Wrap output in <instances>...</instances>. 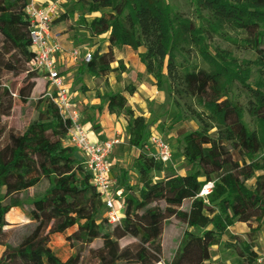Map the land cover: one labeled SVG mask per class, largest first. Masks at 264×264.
<instances>
[{"label": "trees", "instance_id": "1", "mask_svg": "<svg viewBox=\"0 0 264 264\" xmlns=\"http://www.w3.org/2000/svg\"><path fill=\"white\" fill-rule=\"evenodd\" d=\"M192 2L198 24L174 13L166 0L86 1L90 13L100 14L90 23V31L94 36L107 34L110 43L108 51L100 46L86 62L91 75L125 71L123 61L112 67L114 49L130 47L158 88L167 85L178 109L182 98L196 99L202 108H188L199 129L177 131L182 156L190 166L182 175L172 168L165 171L167 165L147 150L151 125L128 107L127 96L135 94L136 86L129 84L124 92L108 95V111L128 118V143L138 151L130 169L118 171L114 185L124 206L121 231L138 240L130 248L136 264H155L163 258L162 232L173 223L183 235L171 264H205L221 245L239 257V264H258L255 235L264 227V0ZM29 3L0 0V36L6 41L5 51H0V70L27 75L20 87L12 84L15 97L4 89L8 101L0 102V118L10 115L15 102L28 104L41 79L32 63ZM66 18L68 14H60L57 20ZM226 30L252 36L257 60L239 63L219 47L213 54L210 41L215 35L239 44ZM190 47L198 51L208 70L191 69L179 61ZM255 68L260 77L251 84ZM236 87L247 95L246 107L237 99ZM47 88L45 83L43 96L35 103L38 116L20 136L19 146L10 142L0 146V264H82L80 253L63 260L50 244L52 235H65L71 229H77L75 235L86 244L102 240L99 252L104 253L95 264H119L124 250L113 238L101 192L83 155L68 140L69 123L45 96ZM246 111L258 125L254 130L244 121ZM43 181L48 182L43 193L30 200L21 197ZM210 183L212 190L202 196ZM26 203L31 206L34 228L12 244L4 239L7 216ZM237 223L249 225L247 238L229 235L224 243Z\"/></svg>", "mask_w": 264, "mask_h": 264}, {"label": "rangeland", "instance_id": "2", "mask_svg": "<svg viewBox=\"0 0 264 264\" xmlns=\"http://www.w3.org/2000/svg\"><path fill=\"white\" fill-rule=\"evenodd\" d=\"M69 2H71V4H69ZM69 2H67L66 6H64L67 11L74 9L75 7L77 9L83 8L81 4L80 6L79 4H77L78 6H75V3L72 0H70ZM166 2L172 8L174 13H178L186 18H191L197 24L199 23V19L197 18V14L195 12V4L192 2V0H166ZM262 30L264 31V28ZM226 33H228V35L232 39H238L239 44L236 45L233 42H229V38H226V36L215 35V37L210 41L211 52L213 54L215 52V48L219 47L231 52L233 57L236 58L239 63H243V61L245 60H257L258 53L253 48L252 36L243 32L234 33L229 30H226ZM102 41L103 45L101 47L104 48L106 47V43L108 41L107 37L102 38ZM5 43L6 41L2 36H0V51H5L3 48V45ZM141 51H143V49H141ZM8 57L9 55H5L6 59H8ZM179 61L184 62L186 65H189V68L191 69H209L208 64L203 61L202 57L194 47H190L185 57L180 58ZM134 75V73L128 75V81L134 79ZM26 76V73H23L17 77L12 72L0 70V102L6 104L8 101L7 96H5L4 92L5 88H8L10 95H13V97H15V93H13L12 91V84L15 83L18 87H20ZM259 77V69L255 68L250 83L255 84L258 81ZM43 82V79H40V88L34 91V94L32 95V98L29 100L28 104L21 105L18 102H15L10 115L2 116L0 118V146H3L7 142H10V144L13 146H19L20 136L29 125V123L36 119L38 116L35 108V103H37V101L43 96V91L45 88V85L43 88L41 87L43 85ZM155 85L157 86L156 81ZM158 90L162 93V95L159 100H154L152 102L150 114L153 115L154 118L159 117L168 119L166 122L160 124L158 128L156 127L155 132L158 133V136L164 135V139L166 140L170 139L172 148L174 150V157L172 161L166 167H164V170L167 171L172 168L174 171L185 174L188 172L190 166H188L187 164L184 166L183 164L182 146L178 142L177 131L180 128H184L186 130L199 129L200 123L190 115L188 108L190 106L196 111H200L202 110V108L198 104L196 99L182 98L179 99L180 108L178 109L174 103V97L167 89V85L163 90L160 88H158ZM235 95L237 99L241 101L242 105L246 107L248 103L247 95L237 87L235 88ZM244 121L250 130H254L256 126H258L247 111L245 113ZM161 125H163V128H160ZM131 150L132 149L128 143V140H125L121 150V153H123V155L116 154L115 158L125 160L126 163H128V161H133L135 156L132 155ZM133 177L137 182V176L133 175ZM252 185L253 182L248 183L249 187H251ZM47 187L48 182L43 181L38 187L30 189L27 193L21 195V197L23 199L30 200L35 195L43 193ZM115 203L117 209L119 208L120 214H123V203L119 200H116ZM30 210L31 206L26 203L22 208L15 209L8 214L7 221L9 225L5 228L7 236L4 238L6 241L12 244H18L22 240L23 236L34 228V224H32L31 220L29 219ZM239 224L237 228L229 229L228 234L224 239V243L229 240V235H240L247 238V234L250 232L249 225L243 223ZM252 226L256 227L257 224L254 223ZM76 231L77 229H71L65 235H52L50 243L52 248L63 260L68 259L74 253H80L82 264L97 263L99 257L104 253L99 252L103 245L102 240L98 239L91 244H86L84 241H81L77 238V236L75 235ZM111 231L113 234V238L119 241L121 247L124 250L119 264H136L135 259H132L130 257L132 253L130 248L133 247L135 243H138V240L127 237L121 231L120 224L115 226L112 225ZM181 233L182 231L176 223L171 224L166 230L162 232V243H164V254L162 255V257L166 261H168L169 264L171 262L173 254L175 253L176 245L178 244L179 240H181ZM255 236V251L258 256L261 257L264 255V227ZM2 251L3 247L0 246V256L2 255ZM239 262L240 259L238 256L234 255L233 252L226 248L224 245H221L213 249L212 259L206 264H239Z\"/></svg>", "mask_w": 264, "mask_h": 264}, {"label": "crops", "instance_id": "3", "mask_svg": "<svg viewBox=\"0 0 264 264\" xmlns=\"http://www.w3.org/2000/svg\"><path fill=\"white\" fill-rule=\"evenodd\" d=\"M32 1L37 6H46L54 0H30V2ZM69 1L70 0L60 1L59 12L57 16H55L52 25V34L55 40L63 47V50L56 56V66L64 79L65 86L68 88L74 103L81 112L82 124L88 132L90 140L93 143L101 144L115 138L120 139V144L114 148L111 155L113 166L109 178L114 181L115 184L118 171L121 169H130L133 161H128V163H126L125 160L115 158L116 154L123 155V153H121L122 145L125 140H129L130 135L128 118L125 115L111 114L108 111V95L112 92H124L129 84L135 85L137 88L135 94L127 96L128 107L133 109L136 115L143 116L151 125V132L157 135L158 133L155 132V128H158V125L166 122L168 119L159 117L154 118L153 115L150 114V111L152 102L154 100H159L162 93L158 90L154 78L148 73L145 65L141 63L138 52L130 47L114 49L116 62L112 67L116 69L119 66V61H124L126 66L125 71L116 70L104 77L91 75L85 69V53L95 52L98 47L103 45L102 38L107 37L108 39V35L94 36L90 31V23L94 18L99 17L100 14L90 13L88 11L89 6L86 3L87 0H72L75 6H78L77 4L80 6L81 4L83 8L77 9L75 7L67 11L64 6H66ZM69 4H71V2H69ZM60 14H68V18L63 21H58L57 18ZM109 48L110 43L107 41L106 47H104L103 50L108 51ZM76 49L81 52V57L78 61L72 59V53ZM131 73H134L135 77L133 76L134 79L128 81L127 76ZM44 85L45 82H43L41 87L43 88ZM38 88H40L39 84L36 89L38 90ZM131 149L132 155L136 156L138 151L134 148ZM182 160L185 166L187 163L184 158H182ZM115 199L122 202L119 193L116 194ZM115 207L116 210L119 211L116 203ZM121 215L123 217V214ZM238 224L239 223L235 224L232 228H237ZM182 235L183 234H181V239ZM180 241L181 240H179L176 245L175 252L179 247Z\"/></svg>", "mask_w": 264, "mask_h": 264}, {"label": "built area", "instance_id": "4", "mask_svg": "<svg viewBox=\"0 0 264 264\" xmlns=\"http://www.w3.org/2000/svg\"><path fill=\"white\" fill-rule=\"evenodd\" d=\"M61 0H54L46 6H37L33 1L26 8L30 20V37L32 47L35 51L33 65L41 74V79L47 84L45 92L57 106L63 120L69 123L68 140L84 157L87 168L93 173V184L100 190L101 197L106 208V216L113 226L121 224L122 215L115 207L114 181L109 178L112 170L111 155L114 148L120 144V139L115 138L101 144L93 143L82 124V115L73 98L65 86L64 79L56 66V56L63 50V47L55 40L52 34V25L55 16L59 12ZM81 57L80 50L72 53V59L78 61ZM92 59V53H85V61ZM154 158L168 165L173 159V150L170 143L162 136L152 135L147 145ZM213 184L210 183L201 195L210 193ZM155 264H169L161 258ZM171 264V262H170ZM258 264H264V255L258 258Z\"/></svg>", "mask_w": 264, "mask_h": 264}, {"label": "bare ground", "instance_id": "5", "mask_svg": "<svg viewBox=\"0 0 264 264\" xmlns=\"http://www.w3.org/2000/svg\"><path fill=\"white\" fill-rule=\"evenodd\" d=\"M204 190V189H203ZM205 191V190H204Z\"/></svg>", "mask_w": 264, "mask_h": 264}]
</instances>
